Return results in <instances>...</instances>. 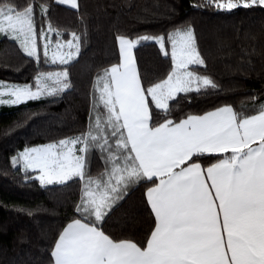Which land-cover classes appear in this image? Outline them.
Wrapping results in <instances>:
<instances>
[{"label": "snow or ice", "instance_id": "6c2138e0", "mask_svg": "<svg viewBox=\"0 0 264 264\" xmlns=\"http://www.w3.org/2000/svg\"><path fill=\"white\" fill-rule=\"evenodd\" d=\"M58 2L79 7L77 0ZM209 3L225 11L264 6V0ZM40 10L48 11L44 5ZM35 11L31 2L20 7L0 0V34L17 40L29 57L39 60ZM52 31L49 24L48 32ZM39 34L47 35L43 28ZM72 35L77 43L69 40L67 47L75 53L53 54V63L67 65L79 53L80 37ZM117 39L122 63L97 77V83L103 81L99 89L103 116L97 112L88 131L79 136L25 149L12 158L14 166L22 159L25 169H38L42 185L65 184L73 178L84 181L76 207L81 218L72 220L58 235L51 252L54 264H264V106L256 114L243 115L225 105L174 121L168 118L170 102L178 103L180 94L217 87L210 76L190 70V66L206 67L194 29L189 26L171 34L172 71L147 87L132 49L149 39H158L164 49L165 38ZM48 47L46 43L45 57ZM68 75L66 69L40 73L35 90L29 85L0 84L12 97L0 102L17 105L59 95L71 86ZM49 80L55 83L50 85ZM3 95L0 92V98ZM150 101L164 114L161 122H154ZM96 149L105 152L111 164L106 181L86 173L87 154ZM202 154L226 155L204 167L194 159ZM153 178L159 183L147 190V199L156 226L146 247L114 240L100 222L130 185Z\"/></svg>", "mask_w": 264, "mask_h": 264}, {"label": "trees", "instance_id": "16d2710c", "mask_svg": "<svg viewBox=\"0 0 264 264\" xmlns=\"http://www.w3.org/2000/svg\"><path fill=\"white\" fill-rule=\"evenodd\" d=\"M23 7L33 3L39 60L29 57L17 40L0 34V81L36 89L40 73L68 72L70 87L59 95L12 105L0 102V264H54L51 252L58 235L72 220L83 194L84 181L42 185L37 172L14 166L12 157L37 145L58 143L88 131L91 117L104 114L97 77L120 62L117 37L165 38L141 41L134 48L142 84L147 87L172 71L170 36L192 27L206 67L190 70L210 76L216 88L180 94L170 102L174 121L231 105L243 115L256 114L264 106V6L238 7L231 11L213 7L209 0H78V9L57 0H2ZM48 11L41 13L40 6ZM51 24L54 31L48 32ZM43 28L53 42L77 41L80 51L67 65L44 55ZM72 49V48H70ZM75 50V49H74ZM167 51L169 55H164ZM48 84H54L49 80ZM154 122L165 117L152 106ZM79 147V146H78ZM79 154V153H78ZM226 154H202L194 158L203 166ZM86 173L106 181L111 164L99 149L87 154ZM104 174V175H102ZM159 180L130 185L126 194L100 222L114 240H129L146 247L156 226L147 190Z\"/></svg>", "mask_w": 264, "mask_h": 264}, {"label": "rangeland", "instance_id": "374dc122", "mask_svg": "<svg viewBox=\"0 0 264 264\" xmlns=\"http://www.w3.org/2000/svg\"><path fill=\"white\" fill-rule=\"evenodd\" d=\"M155 40H158V39H155ZM43 42H44V45L47 43L49 45L48 49H47V52L48 54L52 57L53 54H56L57 56H60V55H65V57L67 56L68 53L72 52V53H75V50L74 48L70 49L69 47H67V42H53L52 39L50 37H43ZM73 42V41H72ZM57 43H59L60 45H63V47H60V48H57L56 45ZM75 44V43H73ZM44 52H45V49H44ZM47 83H49L47 81ZM0 84H5V85H20V86H25V84H19V83H10V82H5V81H0ZM0 92H3L4 95L2 98L3 101H8L10 100L12 97L10 96L9 92L7 89H4V88H0ZM52 144H56V143H52ZM44 145H47V144H44ZM40 146H43V145H37V146H33V147H29L27 149H30V148H34V147H40ZM24 152V151H23ZM14 157H18V155H14L12 158ZM12 162H13V159H12ZM18 165H22L24 167V162L23 160L21 159L20 162L18 164H16L15 166H18ZM25 168V167H24ZM38 170V169H37ZM39 170H38V176H39Z\"/></svg>", "mask_w": 264, "mask_h": 264}, {"label": "crops", "instance_id": "0c3cea01", "mask_svg": "<svg viewBox=\"0 0 264 264\" xmlns=\"http://www.w3.org/2000/svg\"><path fill=\"white\" fill-rule=\"evenodd\" d=\"M58 1V0H57ZM77 3H78V0H77ZM62 4V3H61ZM64 5H67V6H70V7H72L71 6V4H64ZM127 38V37H126ZM129 39V38H128ZM132 54H133V57H134V59H135V54H134V48L132 49ZM121 56V55H120ZM135 62H136V59H135ZM122 63V57H120V62L119 63H117V64H121ZM113 65H115V64H113ZM136 66H137V63H136ZM137 70H138V67H137ZM139 72V71H138ZM225 106V105H224ZM222 107V106H221ZM219 108V107H218ZM214 110V109H213ZM212 111V110H211ZM203 114H205V113H203ZM203 114H197V115H203ZM257 144H258V142H257ZM44 145V144H43ZM256 146V144H254L253 145V147H255ZM217 162V161H216ZM213 164V163H212ZM211 165V164H210ZM210 165H208V166H210ZM204 167H207V166H204ZM33 170V169H32ZM36 172H37V176H38V170H35ZM158 179V178H157ZM157 183H159V181L157 182ZM155 185H153V186H151V187H154ZM151 187H149V188H151Z\"/></svg>", "mask_w": 264, "mask_h": 264}]
</instances>
